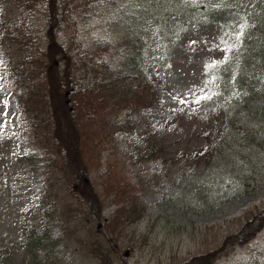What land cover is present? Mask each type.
<instances>
[{
    "label": "rangeland",
    "instance_id": "obj_1",
    "mask_svg": "<svg viewBox=\"0 0 264 264\" xmlns=\"http://www.w3.org/2000/svg\"><path fill=\"white\" fill-rule=\"evenodd\" d=\"M11 9L0 0V17ZM231 12H204L183 24L167 20V0L70 2L63 32L72 52L85 54L96 36L130 40L113 64L140 68L157 94L150 104L124 107L106 118L112 139L105 163L147 207V215L132 227L155 233L152 244L135 251L131 264H173L174 256L206 250L197 225L228 229L248 208L264 203V74L250 68L245 75L225 71L236 47L238 25ZM34 17L43 26V10ZM213 61L223 62L213 67ZM202 95L211 99L195 103ZM19 121L16 91L0 52V246H17L21 223L30 210L35 215L42 186L41 152L28 145ZM238 124L251 133L238 132ZM224 128L234 134L224 149L204 150ZM184 222L181 231L192 232L191 241L176 227ZM48 225L58 238L50 264H98L95 257L77 254L68 230L55 220ZM211 264H264V227Z\"/></svg>",
    "mask_w": 264,
    "mask_h": 264
},
{
    "label": "trees",
    "instance_id": "obj_2",
    "mask_svg": "<svg viewBox=\"0 0 264 264\" xmlns=\"http://www.w3.org/2000/svg\"><path fill=\"white\" fill-rule=\"evenodd\" d=\"M5 1L12 9L0 17V52L9 85L16 91L18 129L28 145L41 152L43 178L35 215L30 210L21 223L17 246H0V264H50L58 240L49 234L50 220L74 236L78 255L95 257L98 264H131L135 251L144 243L152 244L155 233H137L132 227L147 215V207L105 163L110 148L106 143L112 139L106 118L124 107L152 103L156 91L140 68L113 64L130 48V40L96 36L85 54L72 52L63 32L71 0ZM121 1L131 0H107ZM167 1L171 10L167 20L174 23H194L204 12L217 15L231 10L238 25L232 40L236 47L225 71L245 75L250 68L264 74V0ZM37 9L46 16L41 27L35 23ZM242 125L238 124V132L251 133ZM233 135L224 128L204 150L222 151ZM186 225L176 227L181 238L191 241L195 235L181 231ZM262 227L264 203L248 208L228 229L197 225L199 244L206 250L171 261L211 264L246 244Z\"/></svg>",
    "mask_w": 264,
    "mask_h": 264
},
{
    "label": "snow or ice",
    "instance_id": "obj_3",
    "mask_svg": "<svg viewBox=\"0 0 264 264\" xmlns=\"http://www.w3.org/2000/svg\"><path fill=\"white\" fill-rule=\"evenodd\" d=\"M243 28H244V25H241V34H242V31H243ZM240 38V35H237L236 36V39H239ZM225 59H227L226 57H225ZM223 61H213L212 62V65L211 66H213V67H215V66H218L220 63H222ZM208 67H209V65H206L205 66V69H206V71H207V69H208ZM218 77H213V80H215V79H217ZM205 83H207V81L205 82ZM174 99H175V97H174ZM207 99H211V96H209V95H202V96H198L196 99H195V103H197V104H199L200 102H201V100H207ZM180 103H186V101L185 100H181L180 101Z\"/></svg>",
    "mask_w": 264,
    "mask_h": 264
}]
</instances>
